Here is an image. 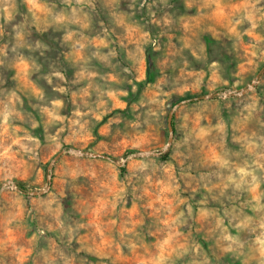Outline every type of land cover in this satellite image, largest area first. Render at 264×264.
I'll return each instance as SVG.
<instances>
[{
    "label": "rangeland",
    "instance_id": "374dc122",
    "mask_svg": "<svg viewBox=\"0 0 264 264\" xmlns=\"http://www.w3.org/2000/svg\"><path fill=\"white\" fill-rule=\"evenodd\" d=\"M263 67L264 0H0V264H264Z\"/></svg>",
    "mask_w": 264,
    "mask_h": 264
},
{
    "label": "water",
    "instance_id": "95a60500",
    "mask_svg": "<svg viewBox=\"0 0 264 264\" xmlns=\"http://www.w3.org/2000/svg\"><path fill=\"white\" fill-rule=\"evenodd\" d=\"M264 70V67L260 70V72L257 74V78L259 77L260 73ZM255 81H253L254 83ZM172 113L173 111H170L169 112V115L167 117V129L169 131V140L172 139V136H173V125H172ZM60 154H57L55 156L58 157ZM88 155L92 156V157H104V158H110V156L106 155V154H103V153H99V152H89ZM51 167V165H49V168Z\"/></svg>",
    "mask_w": 264,
    "mask_h": 264
},
{
    "label": "trees",
    "instance_id": "16d2710c",
    "mask_svg": "<svg viewBox=\"0 0 264 264\" xmlns=\"http://www.w3.org/2000/svg\"><path fill=\"white\" fill-rule=\"evenodd\" d=\"M189 99H190V100H193V98H190V97H189ZM17 188L22 189V188H23L22 184H20V183L17 184Z\"/></svg>",
    "mask_w": 264,
    "mask_h": 264
}]
</instances>
